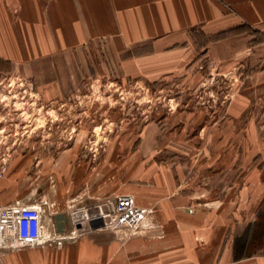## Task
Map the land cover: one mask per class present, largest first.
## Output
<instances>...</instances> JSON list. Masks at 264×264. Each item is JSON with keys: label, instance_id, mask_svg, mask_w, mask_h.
<instances>
[{"label": "rangeland", "instance_id": "rangeland-1", "mask_svg": "<svg viewBox=\"0 0 264 264\" xmlns=\"http://www.w3.org/2000/svg\"><path fill=\"white\" fill-rule=\"evenodd\" d=\"M191 35L183 70L181 51L127 67L107 43L0 64V264L264 253V73L214 70Z\"/></svg>", "mask_w": 264, "mask_h": 264}, {"label": "crops", "instance_id": "crops-1", "mask_svg": "<svg viewBox=\"0 0 264 264\" xmlns=\"http://www.w3.org/2000/svg\"><path fill=\"white\" fill-rule=\"evenodd\" d=\"M194 31L211 38L203 51L214 70L264 73V0H0V64L38 73L45 59L55 66L62 54L107 43L118 58L128 53L127 67L181 51L171 65L183 70L196 57ZM239 263L264 264V253Z\"/></svg>", "mask_w": 264, "mask_h": 264}, {"label": "water", "instance_id": "water-1", "mask_svg": "<svg viewBox=\"0 0 264 264\" xmlns=\"http://www.w3.org/2000/svg\"><path fill=\"white\" fill-rule=\"evenodd\" d=\"M61 231V230H60Z\"/></svg>", "mask_w": 264, "mask_h": 264}]
</instances>
